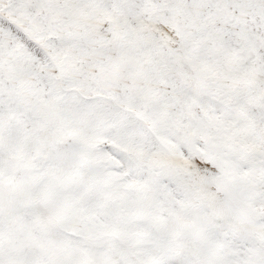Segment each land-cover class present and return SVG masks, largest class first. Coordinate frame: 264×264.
Returning <instances> with one entry per match:
<instances>
[{"label":"rangeland","instance_id":"rangeland-1","mask_svg":"<svg viewBox=\"0 0 264 264\" xmlns=\"http://www.w3.org/2000/svg\"><path fill=\"white\" fill-rule=\"evenodd\" d=\"M259 73L264 0H0V264H264Z\"/></svg>","mask_w":264,"mask_h":264},{"label":"bare ground","instance_id":"bare-ground-1","mask_svg":"<svg viewBox=\"0 0 264 264\" xmlns=\"http://www.w3.org/2000/svg\"><path fill=\"white\" fill-rule=\"evenodd\" d=\"M165 30H166V29H165ZM166 33H167L171 38H176V36L173 35L171 31L166 30ZM259 76H260V78H261L262 80H264V74L259 73ZM188 77H189L191 83H193V79L190 77V73H188ZM98 124L100 125V123H98ZM94 133H95V132H94ZM98 134H99V133H98ZM202 160H203V159H202ZM204 162H205V161H204ZM205 163H206V162H205ZM207 165H209V164H205L204 166L207 167ZM193 168H194L195 171H196V174H195L196 177H201V176L203 175V172H202V166H201V164H200L199 161L195 160V162H194V164H193ZM204 172H205V171H204ZM204 174H205V173H204Z\"/></svg>","mask_w":264,"mask_h":264}]
</instances>
